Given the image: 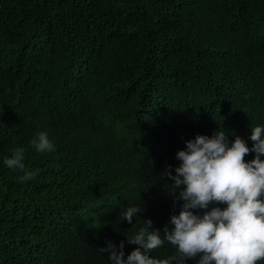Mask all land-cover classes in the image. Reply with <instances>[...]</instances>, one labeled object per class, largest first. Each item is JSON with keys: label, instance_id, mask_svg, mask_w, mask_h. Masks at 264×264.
Returning <instances> with one entry per match:
<instances>
[{"label": "trees", "instance_id": "obj_1", "mask_svg": "<svg viewBox=\"0 0 264 264\" xmlns=\"http://www.w3.org/2000/svg\"><path fill=\"white\" fill-rule=\"evenodd\" d=\"M256 124L264 0H0V264H111L106 240L137 247L122 209L161 231L179 211L164 173L185 141L251 147ZM41 130L54 151L30 145ZM16 147L36 179L4 166Z\"/></svg>", "mask_w": 264, "mask_h": 264}, {"label": "clouds", "instance_id": "obj_2", "mask_svg": "<svg viewBox=\"0 0 264 264\" xmlns=\"http://www.w3.org/2000/svg\"><path fill=\"white\" fill-rule=\"evenodd\" d=\"M224 129V128H223ZM249 147L240 135L229 138L222 128L211 136L197 134L185 141L186 147L176 153L179 165L164 173L171 178L169 192L179 211L170 216L163 231L153 227L149 218L137 225L143 206L131 204L122 209L118 220H127L134 231L126 242L135 244L126 255L125 240L119 245L106 240L111 264H260L264 261V124L251 126ZM39 153L52 152L55 143L47 131L37 132L29 142ZM255 153L245 160V155ZM25 150L16 147L3 157L9 169H18V182L36 179L40 169H27ZM223 205V206H221ZM136 223H133V219ZM170 244L175 251L164 258L151 253Z\"/></svg>", "mask_w": 264, "mask_h": 264}]
</instances>
